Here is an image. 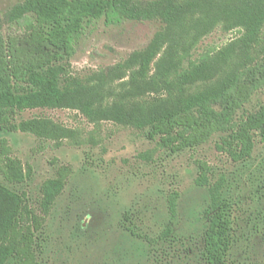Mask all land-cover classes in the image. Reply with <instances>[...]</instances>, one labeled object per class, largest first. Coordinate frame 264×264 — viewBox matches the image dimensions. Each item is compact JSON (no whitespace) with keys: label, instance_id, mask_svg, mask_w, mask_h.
I'll use <instances>...</instances> for the list:
<instances>
[{"label":"trees","instance_id":"16d2710c","mask_svg":"<svg viewBox=\"0 0 264 264\" xmlns=\"http://www.w3.org/2000/svg\"><path fill=\"white\" fill-rule=\"evenodd\" d=\"M100 18L106 24L129 19L157 20L165 26L144 49L82 76L71 62L76 39ZM5 23L21 32L4 34ZM219 25L241 34L194 58L199 40ZM263 88L264 0H23L0 15L4 132L32 133L57 143L74 139V129L51 118L17 119L26 109L69 108L94 124L113 121L144 130L171 153L194 150L222 134L221 148L236 161L246 160L257 137L264 141V102L244 109ZM197 166L196 181L208 187L210 197L203 213L208 220L203 259L207 264H230L232 198L224 177L212 181L208 163L198 161ZM70 173L62 166L54 178L46 179L36 206L22 188L31 168L11 155L6 139L0 140V264H43L46 217ZM179 193L168 194L169 220L160 239L174 238Z\"/></svg>","mask_w":264,"mask_h":264},{"label":"rangeland","instance_id":"374dc122","mask_svg":"<svg viewBox=\"0 0 264 264\" xmlns=\"http://www.w3.org/2000/svg\"><path fill=\"white\" fill-rule=\"evenodd\" d=\"M23 0H0V15ZM160 21L124 19L106 24L90 22L75 43L72 68L82 76L144 49ZM4 34L20 33L6 23ZM241 32L221 25L201 38L193 57L206 48H221ZM202 85V84H201ZM200 85V86H201ZM199 86V87H200ZM264 102V88L244 111ZM240 110L239 114L244 112ZM48 117L76 131L74 139L57 143L32 133L0 130L11 155L31 178L24 188L37 206L40 186L68 166L67 184L46 217L43 229V264H207L202 256L203 234L208 227L204 210L209 190L196 179L198 161L211 167V180L225 178L233 202V243L230 264H264V141L257 137L251 158L234 160L221 148V135L194 150L171 153L159 139L144 130L113 121L94 124L81 112L69 108L39 107L23 110L17 119ZM1 178V176H0ZM180 193L174 238H159L169 220L167 197ZM140 235L154 238L148 243Z\"/></svg>","mask_w":264,"mask_h":264}]
</instances>
